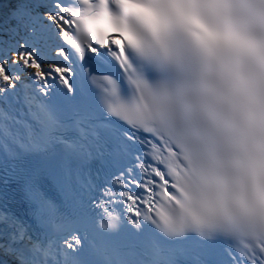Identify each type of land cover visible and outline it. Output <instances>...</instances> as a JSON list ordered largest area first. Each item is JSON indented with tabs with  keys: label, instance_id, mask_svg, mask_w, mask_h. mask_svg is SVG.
Instances as JSON below:
<instances>
[{
	"label": "snow or ice",
	"instance_id": "6c2138e0",
	"mask_svg": "<svg viewBox=\"0 0 264 264\" xmlns=\"http://www.w3.org/2000/svg\"><path fill=\"white\" fill-rule=\"evenodd\" d=\"M0 264H264V0H0Z\"/></svg>",
	"mask_w": 264,
	"mask_h": 264
}]
</instances>
